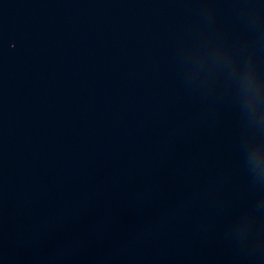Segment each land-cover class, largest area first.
<instances>
[{"label": "water", "instance_id": "obj_1", "mask_svg": "<svg viewBox=\"0 0 264 264\" xmlns=\"http://www.w3.org/2000/svg\"><path fill=\"white\" fill-rule=\"evenodd\" d=\"M0 264H264V0H0Z\"/></svg>", "mask_w": 264, "mask_h": 264}]
</instances>
